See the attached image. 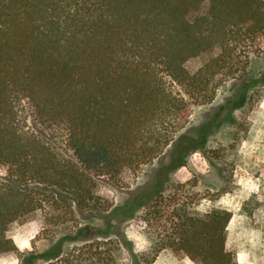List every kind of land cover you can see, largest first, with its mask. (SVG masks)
I'll list each match as a JSON object with an SVG mask.
<instances>
[{
  "label": "trees",
  "instance_id": "obj_1",
  "mask_svg": "<svg viewBox=\"0 0 264 264\" xmlns=\"http://www.w3.org/2000/svg\"><path fill=\"white\" fill-rule=\"evenodd\" d=\"M260 38L264 0H0V166L7 171L0 254L17 249L10 225L43 203L109 212L100 180L151 162L171 143L178 165L201 148L207 123L195 128L198 144L180 145V131L196 106L211 103L219 85L245 69L248 47ZM24 99L32 130L19 109ZM154 202L143 220L161 214ZM171 207L168 225L132 264H152L164 249L195 264H235L225 247L229 210L199 213L184 201ZM122 255L117 239L96 232L45 260L122 264Z\"/></svg>",
  "mask_w": 264,
  "mask_h": 264
},
{
  "label": "rangeland",
  "instance_id": "obj_2",
  "mask_svg": "<svg viewBox=\"0 0 264 264\" xmlns=\"http://www.w3.org/2000/svg\"><path fill=\"white\" fill-rule=\"evenodd\" d=\"M200 64L196 59L188 67L195 70ZM245 66L219 85L211 103L194 108L180 131L185 136L180 145L203 140L196 135L200 124L207 123L210 129L202 147L189 151L180 165L170 159L171 143L151 162L100 180L96 190L113 203L109 212L69 213L43 203L10 225L7 235L17 249L0 254V264H46L47 253L66 252L96 232L117 239L123 248L122 264H132L134 255L151 249L154 232L168 225L171 206L183 201L199 213L212 207L229 210L225 247L235 264H264V38L248 47ZM242 86L247 87L244 101L232 108ZM19 109L26 129L32 130L31 108L25 99ZM5 176L7 171L0 166V180ZM152 202L161 214L143 220L144 207ZM152 264L195 263L164 249Z\"/></svg>",
  "mask_w": 264,
  "mask_h": 264
}]
</instances>
